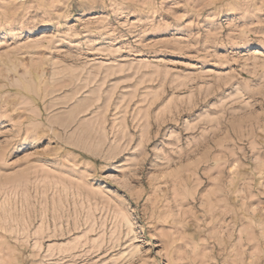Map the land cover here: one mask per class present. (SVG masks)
Listing matches in <instances>:
<instances>
[{"label": "rangeland", "instance_id": "obj_1", "mask_svg": "<svg viewBox=\"0 0 264 264\" xmlns=\"http://www.w3.org/2000/svg\"><path fill=\"white\" fill-rule=\"evenodd\" d=\"M0 264H264V0H0Z\"/></svg>", "mask_w": 264, "mask_h": 264}]
</instances>
